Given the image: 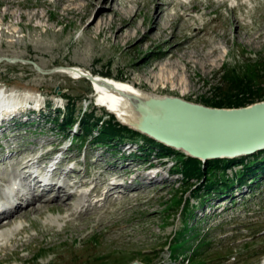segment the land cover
<instances>
[{
    "label": "rangeland",
    "instance_id": "1",
    "mask_svg": "<svg viewBox=\"0 0 264 264\" xmlns=\"http://www.w3.org/2000/svg\"><path fill=\"white\" fill-rule=\"evenodd\" d=\"M7 1L15 6H8ZM51 1L0 0V90H34L42 99L41 106L27 105L8 115L15 119L6 121L5 130L0 132L3 158L11 157L12 161L21 154L37 155L57 147L62 150L69 144L63 142L64 137L78 133L68 157L78 155L80 148L86 151L87 170L98 179L127 171L125 165L117 168L123 158L121 146L127 140L99 147L91 142L102 123L110 121L109 114L96 105L100 97L92 84L61 73L63 67L79 66L97 76L136 81L148 92L157 78L171 71L174 84L160 87L158 94L181 97L186 92L182 98L209 107L213 106L208 102L230 98L261 102L264 0H230L225 7H219L218 0H199L190 4L187 1L185 8L166 7L169 16H179L187 24H169L164 16L159 18V22L164 20L160 30L152 31L154 36L145 40L142 38L154 28L157 18L151 13L154 6L145 0H112L120 18L135 23L117 39L120 22L102 31L93 28L90 34L86 30L89 20L100 10L106 14L103 23L112 21L108 7L74 14ZM35 13L44 16L43 22L29 23L27 18H21ZM4 15L6 20L2 22ZM161 28H166L165 36ZM203 28L208 32L206 42L195 38ZM239 79L251 82L247 83L251 89L248 93L253 96L238 94L234 85ZM71 106L74 128L64 126L66 135L60 125L62 117L69 116ZM93 110L100 121L83 140L81 131L77 132L78 121ZM133 144L141 148L130 157L136 163H165L161 177L148 182L137 179L135 182L142 186L139 190L132 187L124 199L78 215L70 222L57 212H46L38 219L32 210L25 212L24 218L29 217L30 222L23 225L28 232L18 238L21 243L29 242L25 249L18 247L16 252L8 243L9 253L0 255V264H264V153L245 161L244 165L252 171L235 164L225 172L217 169L205 176L184 178L178 172L181 156L171 154L167 160L158 161V150L147 149L144 139ZM83 159L81 153L77 160ZM84 168L82 164L80 170ZM243 174L245 177L238 182ZM216 180L220 182L215 187L209 186ZM122 192L127 193L123 188ZM120 196L125 194H117L111 200ZM48 226H52V232H46Z\"/></svg>",
    "mask_w": 264,
    "mask_h": 264
},
{
    "label": "bare ground",
    "instance_id": "2",
    "mask_svg": "<svg viewBox=\"0 0 264 264\" xmlns=\"http://www.w3.org/2000/svg\"><path fill=\"white\" fill-rule=\"evenodd\" d=\"M145 1H147V3L149 5L154 6L152 8L151 13L155 14L157 16V18H156V23H155L154 28H152L150 31H147V34L145 35V37L142 38V40H145V39L149 38L150 36H152L151 35L152 31L157 30V29L160 30V26H161L160 23L164 20L161 19V22H159V18H162L164 16L167 18V19H165V21H167L169 24H170V22L173 23V21H177V23L179 22V23H183V24L186 23L187 24V20L182 19L179 16H175V17L169 16L168 15V9H166V7L167 8L172 7L174 9H178V8L184 6V8H185V3H187V1H189V0H179V1L178 0H145ZM198 1L199 0H190L189 4L190 3H197ZM208 1H211L212 3L214 2V0H208ZM229 1L230 0H218L219 7L227 6V3ZM236 1H238V0H236ZM51 2H52V4H55V6H57V7H63V9L66 10L65 12H72L73 11V13L75 11H77V13H78V11H82V10L86 9V12L88 14L89 12H91L96 7H102L103 6V9H106L108 7L109 10L111 11L112 15H113L112 21L111 20L109 22L104 21L105 23H103V18L106 17V14H105V12H102V10L98 11L96 14H94L92 16L93 20L90 19L89 24L87 25L86 30H87V32L89 31L88 32L89 34L93 28L97 31L98 30L102 31L103 29H106V27H109V29L112 27H115L117 25V23L120 22L121 25L118 28L117 34H116V39H117V38L123 36V34L126 30L128 31L129 28L130 29L133 28V25L135 24L134 21L127 22V21L120 18V15L118 14V12L115 11L114 7H112V4L114 3V2H112V0H53ZM6 3L10 7L15 6V3H13L12 1H9V2L7 1ZM6 16L7 15L3 16L2 22H5ZM21 18H24V19L27 18L29 23H32L35 20L38 22H43V20H44V16H41V14H39V13L31 14V16H28V17L21 16ZM84 18H85V16H84ZM84 18H82V19H84ZM96 20H98L97 23H95ZM1 25L2 24H0V26ZM20 25H21V23L17 24V28H19ZM167 26H169V25H167ZM171 27H173V26H171ZM177 27H179V26H177ZM186 28L189 29V26H187ZM16 29H14V31ZM161 29L162 30L160 32H162V34L164 35L166 33V28H161ZM170 29H172V28H170ZM168 30H169V28H168ZM1 31H2V29H0V32ZM176 31H178V30H176ZM198 33H199V35H198ZM198 33L196 34L195 38H198L200 41L206 42V37L208 35L206 28L199 30ZM215 34H216V32H215ZM15 38L16 37H13V39H15ZM0 47L2 48L1 45H0ZM1 54H3V52H1ZM167 65L168 64H164V66H166V67H167ZM60 72L71 77V78H73V79H75V80L80 79V78L82 79L83 78L82 74L92 75L95 78L94 83L91 82L92 86L94 87V90L97 91V94L100 95L99 96L100 97L99 105L105 106L109 110L114 112L116 115H118L120 117V120L122 119L121 120L122 122L124 121L125 123H127L129 121V118H132L131 117L132 113L130 111H128V109L125 108L126 100L119 94V92H117L111 88L109 89V87L103 85L101 83V81H102L101 79L102 78L107 79L108 82L112 83L113 85L117 86L118 88L123 89V90H127V91H132L134 93H139L142 90L140 87L141 83H138V82L132 81V80H130L128 82L127 81L122 82V81H118L116 79L102 77L100 75L97 76V75H94L92 73V71L87 70L85 68H81L79 66L63 67V69ZM41 73L46 75V73L44 71H41ZM173 76H174V73L170 71V74H168L167 76L163 75V77L157 78V81L153 85L151 92L158 94L157 90L160 87L164 88L165 85L174 84L173 83L174 81L172 80ZM143 91H145V90H143ZM185 93L186 92L181 93V98L184 97ZM158 95H160V94H158ZM31 104H36L37 106H41V104H42L41 97L39 96L38 92H36L34 90H30V91L24 92V93H20L18 90L8 92V93L0 90V132L5 130L4 125H5L6 121L11 122L15 119V117H12V116L8 118V115H10V113L15 112L17 109H23V107H26L27 105H31ZM24 112H25V110H24ZM3 116H5V118H3ZM90 116H91V114H90ZM39 118H41V120H42L44 117H39ZM30 121H33V120H30ZM80 121H78L77 132H78V130L82 131V127L80 126L81 125ZM107 123H109V122H107ZM61 124H63V120L61 121ZM96 125H97V123H96ZM104 127H102V128H104ZM17 128H19V127H17ZM12 129L13 128H8V130H12ZM62 131H64V130L62 129ZM65 133H66V135H68L67 132H65ZM137 133H139V132L137 131ZM139 134H141V133H139ZM73 135L79 136L78 133H75ZM141 135H143V134H141ZM93 136H94V139H99L100 133H98V135L93 134ZM143 136L147 137L146 135H143ZM66 137H64V138H66ZM94 139L91 142H93L97 147L102 146V145H97L96 142L94 141ZM140 139H141V141H143L142 138H139V140ZM127 140H130V139H127ZM144 142H146V141H144ZM131 143L132 142H130V141H125L123 143V145L121 146L120 151H121V153L123 152L122 153L123 158H122V160H120V162H119L120 165L117 166V168H121L122 165H125L126 168H128L127 171L122 172V173L119 172V173L124 175V176H127V175L130 176L133 174L134 177L133 178L131 177L132 179L128 180L126 182L125 186H120L119 183L112 185L106 194L103 193L101 195V200H98L95 203L91 202L93 194L96 192V189H99L102 187V185H100V183L101 182L106 183L109 178L108 179H106V178L105 179H98V178L95 179L94 181H96L97 187L91 189L89 193H87L86 191H83L81 194H78L77 192H74V191L70 192L69 187H71V185L68 184L69 180L75 179V178H78V180L74 184V186L81 187V186H85L87 184V182L84 181V179H82L80 177L81 172L78 170H71L69 175L67 176V181L65 180L63 183H61L60 180L58 179V180L53 181L48 187H45V188L37 186V184L36 185L33 184L34 186L30 187V189H29L30 191L28 192V194L30 195V196H28V199H27L28 205L26 207H21V208L17 209L6 220H4V221L0 220V229H1V231H0V255L2 253H9V247L7 246L8 243H11V245L15 248L14 252H16L18 247H22L23 249H25V245H27V243L29 241L25 240L26 242L23 241L21 243L19 241V238H18V237H21L23 234H26L28 232L27 228L23 225V223L29 219V217H27V216H25V218H24L25 212L28 213L32 210L36 216L35 217L36 219L42 217L46 212H48L50 214H54L57 212L63 216V220L67 219L70 222L71 220L77 218L78 215L80 217V215H86V214L92 213L95 211V208L98 210L97 207L103 208V207H106L108 204L111 205L113 203H116V201H118V200L124 199L127 195H129V193H128V192H130L129 189H131L132 187H133L132 188L133 190H135L134 188L139 190L142 186L138 185V183L135 182L137 179L141 178V180H143V182H148V181H154L157 178L161 177L162 176L161 171H154L153 166L149 167V165L153 164V163L138 164L133 159L130 158L134 153H139L138 150H141V148L138 149L139 145H137L135 147V146H133L134 144L131 145ZM36 146L38 147V145H36ZM132 147H134L136 149H134V151H132ZM8 148H5V149H8ZM147 148H150V147L147 146ZM56 151H61V149L57 147V148L50 150L52 155ZM2 152H4V151H2ZM151 152H153V151H151ZM0 154H2V153L0 152ZM36 154H37V152H36ZM124 154H127L126 158H124L125 157ZM35 156L36 155H34V153H33V158H31L30 160L25 162L22 166V170L25 171V174H26L25 178L30 177V178L36 179V177H33V173L30 169L32 167V165L36 164L34 162L35 159H37L39 162L40 157H35ZM1 159L2 158L0 157V163H3V161ZM8 159H9V157H7L4 160H8ZM69 160H71V159L68 157L61 159V161L64 163L68 162ZM19 163H20V161H17V164H19ZM126 168H124V169H126ZM147 172H150V174ZM13 174L16 175L17 172L14 171ZM114 174H112L110 176H113ZM0 181L7 183V182H9V177L8 176H2V174L0 173ZM122 188L125 189L127 193L122 192ZM133 190H131V191H133ZM120 193L125 194V196L116 197V200H114L115 202L113 200H111V198H114L117 194H120ZM3 195H4V193L2 190V185L0 184V197H3ZM133 197H136V194ZM51 202L52 203L56 202V203L50 204ZM41 205H43V206H41ZM23 218H24V220H23ZM18 221H21L20 222L21 225L15 224ZM51 227L48 226L46 229V232H50V231L52 232ZM8 234H12V236L10 237V236H8Z\"/></svg>",
    "mask_w": 264,
    "mask_h": 264
},
{
    "label": "water",
    "instance_id": "3",
    "mask_svg": "<svg viewBox=\"0 0 264 264\" xmlns=\"http://www.w3.org/2000/svg\"><path fill=\"white\" fill-rule=\"evenodd\" d=\"M82 77L94 83L92 75ZM101 83L126 100L132 113L127 123L147 137L203 163L249 157L264 151V101L240 108H216L178 96L139 93L118 88L107 79ZM133 264H141L134 262Z\"/></svg>",
    "mask_w": 264,
    "mask_h": 264
},
{
    "label": "trees",
    "instance_id": "4",
    "mask_svg": "<svg viewBox=\"0 0 264 264\" xmlns=\"http://www.w3.org/2000/svg\"><path fill=\"white\" fill-rule=\"evenodd\" d=\"M251 82H247L244 80H237L236 81V85H234L237 90H238V94L240 96L243 95L244 96H253L252 94L248 93L250 92V87L249 85ZM236 96V98L239 97ZM234 98V97H232ZM261 101H264V94L262 96H260ZM260 101V100H259ZM70 102V101H69ZM209 104H211L213 107L216 108H240V107H246L248 105H251L253 103H256L255 99H238V100H232L230 99H226L224 101L220 100V101H216V102H208ZM70 104V103H69ZM74 107L71 106V111L70 114L67 118H63V125H60L62 127V129H66L63 128L65 127H71V125L75 122L74 116H73V109ZM91 114V116H90ZM93 116V117H92ZM86 117V118H85ZM92 117V118H91ZM111 121H109V123L107 122H103L102 126H100L97 131L100 133V138L99 139H94V141L96 142L97 145H111L113 142L119 141V140H125V139H130L135 141V139L139 140V138L144 139V141H146L147 145H149L148 147H152V149H149L150 151H154V150H158V154L160 156H170L171 154H176L178 157L181 156V159L178 161V167L181 165V168L179 167L178 172L182 173L184 178H192V177H196V176H205L207 173L211 172V171H215L217 169L221 170L222 172H225L226 169L232 167L235 164H243L242 167L247 168L246 170L248 171H252L253 168H250L248 166H245V160L246 158H242L240 160L238 159H223V160H213V161H208L206 164H203L200 160L198 159H194V158H190L187 157L184 153H180L177 152L171 148H168L160 143H157L156 141L149 139L127 127H124L122 125H120L114 116H111L110 118ZM100 120H98L97 118H95V112L94 110L92 112H90L88 115L87 113L84 114V117L81 118L80 124L82 127V135L83 136V140H86L91 134H92V129L96 128ZM112 122V123H111ZM105 126V127H104ZM104 127V128H102ZM65 131V130H64ZM79 137V136H78ZM154 146V147H153ZM261 154V153H260ZM259 156V155H257ZM262 167H264L262 165ZM216 173V172H214ZM245 177V175L243 174L242 176L239 177L238 182H241L242 179ZM220 182V181H219ZM218 180L216 181H211L209 186H213L215 187L218 183ZM227 184V183H226ZM212 187V188H213Z\"/></svg>",
    "mask_w": 264,
    "mask_h": 264
}]
</instances>
